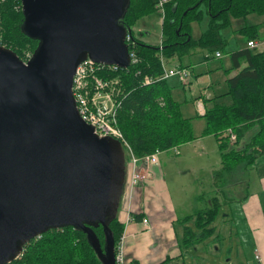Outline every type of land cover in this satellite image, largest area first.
Returning <instances> with one entry per match:
<instances>
[{"label": "water", "instance_id": "obj_1", "mask_svg": "<svg viewBox=\"0 0 264 264\" xmlns=\"http://www.w3.org/2000/svg\"><path fill=\"white\" fill-rule=\"evenodd\" d=\"M130 2L22 0L25 31L39 44L27 63L0 45V264L64 228L82 231L102 264H115L108 220L123 199L126 152L81 119L72 87L87 59L129 67L121 22Z\"/></svg>", "mask_w": 264, "mask_h": 264}, {"label": "trees", "instance_id": "obj_2", "mask_svg": "<svg viewBox=\"0 0 264 264\" xmlns=\"http://www.w3.org/2000/svg\"><path fill=\"white\" fill-rule=\"evenodd\" d=\"M156 2L131 0L121 24L133 40V44L128 45L129 53H134L138 61L128 68L106 74L122 79L124 92L117 112L118 127L139 158L156 151H168L198 138L193 119L183 117L180 104L173 99L167 82L157 80L162 74L160 55L172 59L183 58L197 49L225 52L227 42L222 32L231 26L232 19H245L251 14L264 16V0H171L166 7L163 47L160 49L147 45L134 32L141 19L157 12ZM205 14L210 17L209 27L195 39L192 24L202 22ZM24 22L22 0H0V45L14 51L22 60L26 58V52L33 54L39 44L25 31ZM240 32L249 40L258 38L256 26H246ZM227 54L233 70L239 71L227 80L229 91L223 97L230 98V104L220 102V98L211 100L212 106L202 117L206 126L201 134L218 139L225 131L232 130L237 137L234 145L230 144L228 136L223 137L219 146L222 168L215 172L214 178L223 187L230 175L248 170L264 155V50L258 52L247 48ZM218 212V202L214 201L212 209L197 213V223L204 228L202 236L211 235V230H205V227L215 220ZM108 225L117 245L124 225L118 216L109 219ZM94 232L104 245L103 228H94ZM185 236L190 244L199 240L188 228ZM10 264L102 262L82 231L64 228L36 238L24 247L19 259Z\"/></svg>", "mask_w": 264, "mask_h": 264}, {"label": "crops", "instance_id": "obj_3", "mask_svg": "<svg viewBox=\"0 0 264 264\" xmlns=\"http://www.w3.org/2000/svg\"><path fill=\"white\" fill-rule=\"evenodd\" d=\"M202 10L205 11V6H202ZM248 17L251 18L250 22L256 23L253 26L262 25L261 28L259 27V33H263L264 16H258L259 20L255 15H249ZM208 19L207 21L206 16H204L202 22L205 26L202 29L198 24L199 28L196 35L199 38L209 27V16ZM235 20L232 19L231 26ZM137 26H139V39L147 45L160 47L163 41V23L158 13L142 19ZM193 32L192 27V35ZM225 40L228 41L226 38ZM255 40L264 41V36ZM217 52L222 54V58H215ZM217 52L212 53L197 49L183 58H172V64L189 69L192 75L195 74L196 69H199L200 78L202 79L209 77L212 80V75L221 73L222 78L224 77V84H227V80L235 77L239 71L233 70L230 55L226 51ZM207 54L212 55L209 62L203 61ZM226 58H229L230 62L223 65ZM212 63H221V66L212 70L210 69ZM178 82L186 89L187 85L182 84L179 80ZM224 84H222V81H219L217 85L215 82L211 83V86L208 84V93L201 94L196 89V97L193 103L197 113L193 117L185 116V118L193 119L194 132L198 138L190 143L178 146V156L181 157L180 160L184 163L190 162L188 158H185L186 152L191 155L193 153L197 154L199 149L204 151L197 157L199 158V164L207 165L200 166L198 170L203 171L207 167L212 174L213 195L211 198L209 197L211 207L202 208L191 213V208L189 206L186 208L184 202V196L188 190L185 184L189 178L188 173L180 172L177 176L176 186L171 188L167 178L168 174L163 170L161 164L151 167V177L144 184L131 189L126 183V193L123 195L124 203L122 208V203L120 205L118 218L124 225V253L128 264H249L255 263V253H258L264 259V155L256 160L253 167L245 170L246 174L249 173L246 180L243 179L241 170L239 172L240 178L236 184L230 185L228 178L223 187L222 184H217L214 178L215 172L222 168L221 156L219 161H209L213 158L209 157L210 154L207 153L206 149L207 146H210L208 145L210 141H207L209 138L217 141L218 139L214 136H201L206 125L205 120L198 112L197 102L203 101L206 110L212 106L211 100L215 98H220V102L230 104V98L223 97L229 91L228 88H224ZM167 85L169 86L168 82ZM169 88L173 99L179 104L182 103L181 96L177 99L173 95L174 88L170 86ZM185 102L187 103V99H185ZM198 122L200 123L197 129L201 128L200 132L196 131ZM212 144L216 146L214 143ZM217 144L220 146L221 143L217 142ZM210 162L212 165H210ZM244 187L250 191L246 195L243 194ZM197 189L200 191L201 187L199 186ZM193 191L195 190L193 189ZM188 201L189 203L194 202L192 200ZM214 201L218 202L219 212L215 220L205 227V230H211V235L202 236L204 228L202 229L198 225L196 215L201 211L212 209ZM144 219L149 221L148 226L143 224ZM187 228L199 240L190 244L191 242L187 241L185 236Z\"/></svg>", "mask_w": 264, "mask_h": 264}, {"label": "built area", "instance_id": "obj_4", "mask_svg": "<svg viewBox=\"0 0 264 264\" xmlns=\"http://www.w3.org/2000/svg\"><path fill=\"white\" fill-rule=\"evenodd\" d=\"M171 0H157L156 10L162 18V22L165 20L166 7ZM126 44H133L131 35L127 34ZM248 49L258 52L263 51L264 41L251 40L248 42ZM163 47V41L160 44V49ZM27 56L23 61L27 63L31 58ZM212 58L211 54L205 55V59L208 61ZM215 58H222V54L217 52ZM138 59L134 53H130V64L137 63ZM160 62L162 67V74L158 76L157 80L167 82L171 78H177L181 83L187 85L190 78V71L179 65L172 64V59H167L163 55H160ZM120 68L118 66L102 65L94 62L91 59H87L82 62L76 69V73L73 80L72 92L75 98L76 107L81 119L94 129V133L100 138H113L118 140L130 160L128 172H127V185L133 189L136 186L144 184L151 177V167L160 164V155L162 151H156L150 155L139 158L136 157L131 149V146L126 141L123 133L118 127L117 112L120 107V98L124 92L116 94L110 90V84L105 80L99 78V74H104L100 71L115 72ZM117 81V80H116ZM150 82L149 80H147ZM119 83V82H118ZM197 108L199 114L203 117L206 114V108L203 101L197 102ZM229 137L230 144L237 141V137L232 130H228L224 137ZM170 150L178 151V146L171 148ZM169 151V150H168ZM165 152V151H164ZM143 224L149 225L147 219L143 220ZM124 232L120 241L117 243L116 249V263L115 264H127L126 256L124 253ZM255 263L249 264H264V259L258 254L254 255Z\"/></svg>", "mask_w": 264, "mask_h": 264}, {"label": "rangeland", "instance_id": "obj_5", "mask_svg": "<svg viewBox=\"0 0 264 264\" xmlns=\"http://www.w3.org/2000/svg\"><path fill=\"white\" fill-rule=\"evenodd\" d=\"M156 13H158V12H156ZM158 15H159V13H158ZM251 15H255V17L258 18V20H259L258 16H260V15H258V14H251ZM204 16H206V20L208 21L209 20L208 16L207 15H204ZM160 19L162 21L161 16H160ZM250 19H251L250 17L245 18V19H236L235 22L233 23V25L231 26V28L229 27V29H226V31L223 32V36L228 40L226 52L238 51V50H242V49L247 48V43H248L249 39L246 35H243L240 32V30L246 26H253L256 24V23L250 22ZM198 24L200 25L201 29L205 26V24L203 22L196 23L195 25L192 24V27L194 29V32H193L194 38H199L196 35L197 30L199 28ZM256 26H257V30H258V37L261 38V36H264V32L261 34L259 33V27L261 28L262 25L257 24ZM138 28H139V26H136L134 28V32H135V36L140 37V33L138 32ZM1 38L2 37L0 36V39ZM31 54H32L31 52H26L25 57L31 56ZM210 60H208V62ZM203 61L207 62V60L205 58L203 59ZM229 62H230L229 58H226L225 61L223 62V65H227ZM218 66H221V63H212L210 65V69L215 70V68H217ZM100 72H102L104 74H99L98 77L102 78L103 80L106 81V83L110 84V90L111 91H114L116 94H118V93H120L121 90H124V85H123L122 79H120L119 77H108L106 75V72H103V71H100ZM223 72H225V71H223ZM200 76H201V74L199 73V69H196L195 74H193V75L191 72L190 78L188 80L189 83L187 84L186 89H184V87L181 86V84L178 82L177 78H171L167 81L169 86L174 88L173 95H175V97L177 99L179 98V96H181L180 98H182L181 100L183 102L182 103L180 102V109H181V113H182L183 117H185V116L186 117H193L197 113L196 107L193 103L194 98L196 97V89H198L201 94L202 93H208V90H207L208 84H209V86H211V83L215 82V84L217 85V83H219V81H222V84H224V82H223L224 77L222 78L221 73L212 75V80H210L209 77L202 79V78H200ZM191 82H194V83L192 84ZM224 86H225L224 88H228L227 84H224ZM183 98L187 99V103L185 102V99H183ZM229 100H231V99H229ZM201 122H202V125H204L203 121H201ZM199 123L200 122H198L196 124V131L197 132L201 131V128L197 129V126ZM205 125H206V122H205ZM226 132L227 131H225L224 134ZM223 137L224 136L221 135L220 138H218L219 139L218 141L216 139H213V138H209V140H207V141H210V144H208L210 146L209 147L207 146V148H206L207 153L210 154L209 157L213 158V159H209V161H211V160L219 161L220 156H221V152L219 153L220 147L218 148L219 145L217 144V142L221 143L223 140L222 139ZM212 143H214V145H216V146H213ZM232 145H234V143ZM203 152L204 151L202 149H199L197 154L193 153L191 155H188L189 152H186L185 158H188V160L190 161L189 163H184L183 161L180 160L181 157L178 156V154H179L178 151L177 152L173 151V150L165 151L159 157L160 164L163 166V170L166 171L168 174L167 178H168V182H170L171 188L176 186L177 178H178L177 176L179 175L180 172L183 171V172L188 173L189 178L185 183L188 190L184 196V198H185L184 202H185L186 208L188 206L191 208V210H192L191 213H194L197 210L202 209V208L211 207V204H210L211 200H209V199L213 195L212 179H211L212 174H211V172H209L207 167H205V169L203 171L198 170V168L200 166L207 165V164H199V158L197 156H199V154H202ZM179 161H180V163H178ZM129 164H130V160H129L128 156L126 155V172H128ZM210 165H212L211 162H210ZM188 169H191V170H188ZM245 172L246 171H244V172L242 171L244 180H246V177L249 176V173L246 174ZM228 178H229V184L234 185V184H236V182L240 178V176H239V173H237V174L230 175ZM199 186L201 187L200 191L197 189V187H199ZM193 189L195 191H193ZM192 191H193V193H192ZM248 192H250V191L244 187L243 194L246 195ZM125 193H126V186L124 188V195H125ZM182 199H183V197H182ZM188 200H190V201L192 200L194 202L189 203ZM121 203H122V205H121V208H122L123 203H124V197H123ZM115 246L117 247L116 243H115Z\"/></svg>", "mask_w": 264, "mask_h": 264}, {"label": "bare ground", "instance_id": "obj_6", "mask_svg": "<svg viewBox=\"0 0 264 264\" xmlns=\"http://www.w3.org/2000/svg\"><path fill=\"white\" fill-rule=\"evenodd\" d=\"M115 249H116V246H115ZM115 263H116V250H115ZM128 264V263H127Z\"/></svg>", "mask_w": 264, "mask_h": 264}]
</instances>
